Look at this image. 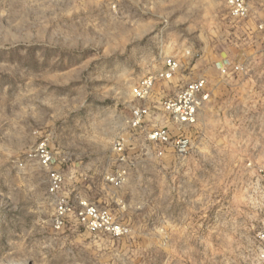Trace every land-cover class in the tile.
Returning a JSON list of instances; mask_svg holds the SVG:
<instances>
[{
  "label": "rangeland",
  "instance_id": "1",
  "mask_svg": "<svg viewBox=\"0 0 264 264\" xmlns=\"http://www.w3.org/2000/svg\"><path fill=\"white\" fill-rule=\"evenodd\" d=\"M248 1L264 21V0ZM61 9L0 0V264H255L264 58L249 78L222 77L213 64L238 60L247 42L264 53V30L247 34L225 0L156 1L136 32L120 33L76 30ZM172 56L181 73L152 100L200 75L210 93L184 159L140 151L124 123L132 106L152 108L131 88ZM118 137L137 158L114 189L104 177ZM43 140L64 175L62 195L75 208L80 198L108 209L128 234L89 233L74 215L52 226L47 170L34 157Z\"/></svg>",
  "mask_w": 264,
  "mask_h": 264
},
{
  "label": "built area",
  "instance_id": "2",
  "mask_svg": "<svg viewBox=\"0 0 264 264\" xmlns=\"http://www.w3.org/2000/svg\"><path fill=\"white\" fill-rule=\"evenodd\" d=\"M91 1L93 0H46V3L59 12L65 5V16L70 26L73 25L76 30L81 28L107 32L111 25L115 29L120 22L129 26L135 22L124 0H100L99 3ZM225 5L229 17L241 25L247 34H258L264 30V21L256 18V15L252 16L248 0H225ZM249 44H245L249 51L244 49L245 53H241L238 60L225 55L213 64L220 76L250 77L254 69L251 66L254 61L264 58V53L260 48L253 46L252 49ZM182 66L176 57H164L158 71L139 80L131 88L135 100L152 104V108L147 104L132 106L124 123L135 141H143L139 150L146 147V153L155 158H161L166 153L181 159L189 156L194 145L192 129L196 125L201 108L210 100V93L206 88L207 79L202 75L175 88L170 94H165L162 90L159 100H152L157 86L170 84L180 75ZM34 157L47 170V193L54 203L51 224L55 229L61 228L66 218L74 215L78 224L89 233H104L115 238L128 234V227L119 222L108 209L80 198L76 199L75 208L62 195L64 175L54 167V158L46 140L38 144ZM136 158L137 154L129 155L124 139L118 137L112 143V170L104 177L106 184L114 189L121 188L127 182L132 168L136 166ZM255 188L258 190L256 207L264 217V162L257 169ZM255 238L257 245L254 262L264 264V220Z\"/></svg>",
  "mask_w": 264,
  "mask_h": 264
},
{
  "label": "crops",
  "instance_id": "3",
  "mask_svg": "<svg viewBox=\"0 0 264 264\" xmlns=\"http://www.w3.org/2000/svg\"><path fill=\"white\" fill-rule=\"evenodd\" d=\"M100 0H93L91 2L99 3ZM128 6V9L131 13V16L135 18V22L132 23L130 26L126 25L125 23L120 22L114 29V32L120 33V32H136L138 22V17H147L152 15V8L154 6V3L156 1H163V0H124ZM139 3L140 4V11H139ZM142 7H145V10L142 11ZM139 11V12H138ZM242 53L244 54L245 51L242 48Z\"/></svg>",
  "mask_w": 264,
  "mask_h": 264
}]
</instances>
